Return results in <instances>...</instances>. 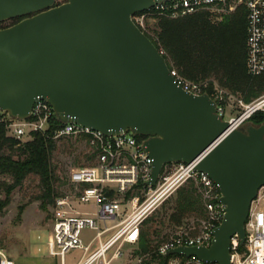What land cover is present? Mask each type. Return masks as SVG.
Masks as SVG:
<instances>
[{
    "label": "water",
    "instance_id": "95a60500",
    "mask_svg": "<svg viewBox=\"0 0 264 264\" xmlns=\"http://www.w3.org/2000/svg\"><path fill=\"white\" fill-rule=\"evenodd\" d=\"M0 0V112L27 120L36 100L55 118L106 137H143L148 185L164 165L195 163L224 205L209 247L164 255L230 264V239L244 242L250 203L264 186V123L234 128L207 94L193 95L132 17L176 0ZM179 1V0H177Z\"/></svg>",
    "mask_w": 264,
    "mask_h": 264
},
{
    "label": "built area",
    "instance_id": "2783aa9c",
    "mask_svg": "<svg viewBox=\"0 0 264 264\" xmlns=\"http://www.w3.org/2000/svg\"><path fill=\"white\" fill-rule=\"evenodd\" d=\"M239 8H244L246 18V72L252 77H264V0L162 2L133 16L132 20L145 31V22L157 17L178 19L206 12L209 18L221 21ZM169 74L179 87L193 95L209 91L207 95L216 104V111L222 119L225 112L234 113L227 119L231 127H241L253 114L264 113V94L244 104L242 99L224 92L216 84L210 86L209 80H187L174 67L169 69ZM53 116L46 101L36 100L29 119L11 121L0 112V125L4 126L8 137L21 141L31 133H44ZM68 137L82 139L94 154V160L69 170L68 183L72 191L55 200L47 239L50 257L58 258L59 264H65V254L77 249L82 255L75 264H118L126 248L138 250L136 244L141 225L156 205L189 181L194 184L200 198L203 215L195 220V225L180 228L168 236L155 253L165 255L179 246L209 247L213 230L221 223L225 207L219 201L218 187L207 175L194 171L195 163L164 165L156 185L150 187L151 159L142 149L144 139L138 140L130 132L106 137L71 123L63 124L52 132L53 139ZM77 204L92 205L93 211L80 212L75 207ZM86 229L94 232V237L83 243L80 235ZM244 233L243 244L237 235L230 239V264H264V186L250 203ZM146 256H138L136 264H141ZM175 256L167 264H217L195 257ZM0 264H14L1 248Z\"/></svg>",
    "mask_w": 264,
    "mask_h": 264
},
{
    "label": "trees",
    "instance_id": "16d2710c",
    "mask_svg": "<svg viewBox=\"0 0 264 264\" xmlns=\"http://www.w3.org/2000/svg\"><path fill=\"white\" fill-rule=\"evenodd\" d=\"M60 2L62 0L56 2V5ZM21 19L10 20L9 26ZM156 26L155 37L143 32L160 53L163 51L161 55L169 69L174 67L179 75L190 81L209 80L210 86L216 79L220 86L231 93L241 94L242 100L246 103L264 94V77H252L246 73L244 8L225 16L218 24L211 23L206 12H198L178 19L157 17ZM224 77H227L229 82L233 79L234 81L225 83ZM241 79L246 81L243 87ZM206 93L209 94V91ZM247 123L253 126L263 124L264 113L253 114ZM61 125L63 123L53 116L44 133H31L25 141L8 137L4 126L0 125V175L9 179V182L0 181V192L4 194V199L0 200V214L9 204L11 193L20 187L27 177L35 179L37 188L32 199L39 201V208L44 212H47L48 208H53L55 200L64 195L58 190L60 181L51 163L55 142L60 140L53 139L52 132ZM84 158L88 164L93 163L94 154L89 152ZM77 167L80 165L77 164ZM175 193L176 200L173 212L169 215L170 221L180 224L190 212L199 214V217L203 215L202 203L191 181L180 186ZM23 207L24 205L18 207V213H21ZM138 247L136 254H148V258L142 260L141 264H167L169 259L176 257L157 255L155 250L158 246L153 248L148 235L142 231L139 232Z\"/></svg>",
    "mask_w": 264,
    "mask_h": 264
},
{
    "label": "rangeland",
    "instance_id": "374dc122",
    "mask_svg": "<svg viewBox=\"0 0 264 264\" xmlns=\"http://www.w3.org/2000/svg\"><path fill=\"white\" fill-rule=\"evenodd\" d=\"M208 20L213 24H218L222 21L213 20L209 16ZM10 24L9 21L1 22L0 29L9 27ZM144 26L145 31L150 36H156V19L147 20ZM227 77L223 78L225 83L234 81L233 79L229 82ZM245 82L244 79H241L242 87ZM213 83L224 92L242 99L241 94L231 93L226 88L220 86L216 79L213 80ZM231 115H234V113L229 114L227 111L223 119L227 120ZM25 140H27V137L21 139V141ZM55 144L56 147L51 156V163L60 181L59 185L57 184L58 190L64 195H69L72 191V189H69L68 183H66L69 170L76 168L77 164L80 166L87 165L88 162L84 156L88 155L90 151L82 140L73 137L60 139ZM1 180L9 182L7 177L0 175ZM36 188L35 179L33 177H27L22 185L11 193L9 204L0 214V248L4 249L12 258L14 264H59V259L50 257L47 252V239L51 231L52 223V208H48V211L44 212L39 208V201H33L32 197L36 192ZM3 199L4 194L0 192V200ZM175 200V196L169 195L160 204L156 205L153 212L149 215L148 221L141 225L140 230L148 235L153 248L162 244L168 236L178 229L192 226V224L195 225L196 218H199V214L190 212L181 220L180 224H175L170 221L169 215L173 212ZM21 205H24V207L21 213H18V207ZM75 207L80 212L93 211L92 205L77 204ZM93 237L94 232L87 229L83 230L80 235L83 243L89 242ZM81 255L82 252L80 250H70L65 254V264H75ZM138 256L140 254H136L135 251L126 248L118 264H136V258ZM146 258H148V254L144 259Z\"/></svg>",
    "mask_w": 264,
    "mask_h": 264
},
{
    "label": "crops",
    "instance_id": "0c3cea01",
    "mask_svg": "<svg viewBox=\"0 0 264 264\" xmlns=\"http://www.w3.org/2000/svg\"><path fill=\"white\" fill-rule=\"evenodd\" d=\"M182 186H183V185H182ZM175 192H176V191H175ZM175 192H173L171 195H173V196H176V195H175V194H176ZM197 218H198V217H197ZM197 218H196V219H197ZM140 231H141V230H140ZM138 243H139V239H138V242H137V244H136V246H137V248H136V249H138V248H139V247H138Z\"/></svg>",
    "mask_w": 264,
    "mask_h": 264
}]
</instances>
